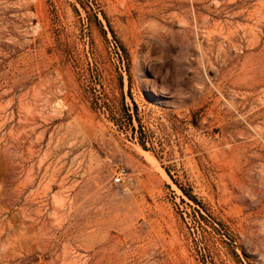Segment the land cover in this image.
<instances>
[{
    "label": "rangeland",
    "instance_id": "rangeland-1",
    "mask_svg": "<svg viewBox=\"0 0 264 264\" xmlns=\"http://www.w3.org/2000/svg\"><path fill=\"white\" fill-rule=\"evenodd\" d=\"M0 264H264V0H0Z\"/></svg>",
    "mask_w": 264,
    "mask_h": 264
},
{
    "label": "built area",
    "instance_id": "built-area-1",
    "mask_svg": "<svg viewBox=\"0 0 264 264\" xmlns=\"http://www.w3.org/2000/svg\"><path fill=\"white\" fill-rule=\"evenodd\" d=\"M123 172H124V170L120 169V170H118V172L115 173L114 182H120Z\"/></svg>",
    "mask_w": 264,
    "mask_h": 264
}]
</instances>
